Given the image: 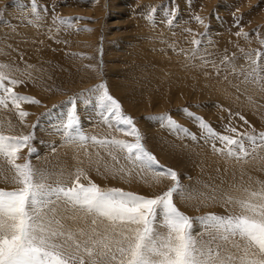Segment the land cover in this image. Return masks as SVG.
Listing matches in <instances>:
<instances>
[{"label":"rangeland","instance_id":"374dc122","mask_svg":"<svg viewBox=\"0 0 264 264\" xmlns=\"http://www.w3.org/2000/svg\"><path fill=\"white\" fill-rule=\"evenodd\" d=\"M262 54L264 0H0V64L21 81L17 93L39 101L22 104L29 113L24 118L11 104L0 106V131L33 136L17 162L47 172L49 183L72 186L82 172L85 185L160 195L174 185L170 177L157 181L152 171L126 160L125 152L91 140L68 142L56 130L75 100L86 136L134 143V136L119 130L125 126L102 115L89 92L106 84L146 149L177 173L186 192L174 203L191 218L194 237L215 246L221 242L200 218L239 214L228 197L247 199L264 187V145L246 138L264 133ZM165 115L196 138L162 124L157 118ZM198 117L217 133L243 138L249 154L240 159L221 152L225 146L205 134ZM14 176L0 157V189H19ZM54 207L66 226L90 229L92 217L80 209L76 214L63 201Z\"/></svg>","mask_w":264,"mask_h":264},{"label":"snow or ice","instance_id":"6c2138e0","mask_svg":"<svg viewBox=\"0 0 264 264\" xmlns=\"http://www.w3.org/2000/svg\"><path fill=\"white\" fill-rule=\"evenodd\" d=\"M196 19L203 22L200 17ZM166 22L171 25L173 21L168 19ZM192 43L200 44L197 40ZM251 63L256 65L258 62L251 60ZM9 68L0 64V106L7 109L11 104L24 118L29 113L21 110L22 104L39 101L14 90L21 81L4 71ZM260 72L264 74V68ZM250 75L255 78L256 69ZM89 92L103 109L102 115L114 120L117 126H125L119 130L134 136L135 142L86 136L80 127L75 100L69 101V109L62 114L56 128L66 141L91 140L104 147H115L125 152V159L135 167L152 171L157 181L168 176L174 185L162 194L148 198L117 188L102 189L93 182L85 185L80 182L82 172H78L72 186L49 183L47 172L34 168L30 161L17 162L20 151L29 147L33 136H11L0 131V157L12 166L15 170L13 180L21 185L17 190L0 189V264H264V187L260 191H250L247 199L228 197L229 203L240 207L239 214H209L200 218L204 229L216 234L213 240L221 243L213 246L197 240L191 218L174 203V196H183L186 192L177 173L164 169L146 149L132 117L123 113L121 104L109 93L106 84L101 83ZM157 119L196 138L170 115ZM197 119L208 137L225 146L221 152L226 151L227 155L236 158L249 154L243 138L217 133L203 118ZM230 131L236 133L237 129ZM245 135L238 133V137ZM246 138L252 144H257L259 139V144L264 145V133H260L259 138L254 135ZM34 151L30 148V152ZM60 201L92 217L90 229L78 227L73 230L66 226L54 207Z\"/></svg>","mask_w":264,"mask_h":264},{"label":"bare ground","instance_id":"6f19581e","mask_svg":"<svg viewBox=\"0 0 264 264\" xmlns=\"http://www.w3.org/2000/svg\"><path fill=\"white\" fill-rule=\"evenodd\" d=\"M248 86V85H247ZM243 109V108H242ZM199 152V151H198ZM233 158V157H232ZM241 159V158H240ZM245 159V158H244ZM230 160H231V158H230ZM220 161V160H219ZM228 161H229V159H228ZM241 161V160H240ZM248 161V160H247ZM260 161V160H259ZM235 164V163H234ZM247 164V163H246ZM252 167V166H251ZM74 208V207H73ZM74 212L76 213V214H78V210L77 209H75L74 208ZM79 213H82V214H85L83 211L82 212H79ZM86 215V214H85ZM69 227H71V226H69ZM227 246V245H226ZM224 247V246H223Z\"/></svg>","mask_w":264,"mask_h":264}]
</instances>
